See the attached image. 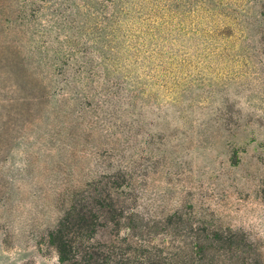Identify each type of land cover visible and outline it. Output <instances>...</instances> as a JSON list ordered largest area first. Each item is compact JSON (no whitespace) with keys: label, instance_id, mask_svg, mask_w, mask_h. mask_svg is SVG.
Returning a JSON list of instances; mask_svg holds the SVG:
<instances>
[{"label":"rangeland","instance_id":"374dc122","mask_svg":"<svg viewBox=\"0 0 264 264\" xmlns=\"http://www.w3.org/2000/svg\"><path fill=\"white\" fill-rule=\"evenodd\" d=\"M116 183L156 244L237 231L264 264V0H0V264H60Z\"/></svg>","mask_w":264,"mask_h":264},{"label":"trees","instance_id":"16d2710c","mask_svg":"<svg viewBox=\"0 0 264 264\" xmlns=\"http://www.w3.org/2000/svg\"><path fill=\"white\" fill-rule=\"evenodd\" d=\"M93 187L76 199L57 228L49 235L60 264H225L217 250L228 248L240 264L245 239L237 231L196 234L179 251L149 240V222L130 212L127 201L117 195L123 184ZM174 216L169 218V223ZM168 220V219H167ZM182 221L177 222L178 234ZM204 259H203V258Z\"/></svg>","mask_w":264,"mask_h":264}]
</instances>
